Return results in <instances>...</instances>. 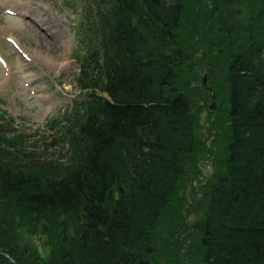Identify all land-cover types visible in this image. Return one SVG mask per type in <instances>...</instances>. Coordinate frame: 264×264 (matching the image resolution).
<instances>
[{
    "label": "trees",
    "instance_id": "trees-1",
    "mask_svg": "<svg viewBox=\"0 0 264 264\" xmlns=\"http://www.w3.org/2000/svg\"><path fill=\"white\" fill-rule=\"evenodd\" d=\"M208 1L226 101L211 120L222 146L192 188L199 259L264 264V0ZM72 2L75 81L86 96L52 118L57 132L40 145L62 141V159H41L38 144L0 122V264H153L162 216L188 166L201 171L180 39L188 2L205 0Z\"/></svg>",
    "mask_w": 264,
    "mask_h": 264
},
{
    "label": "rangeland",
    "instance_id": "rangeland-1",
    "mask_svg": "<svg viewBox=\"0 0 264 264\" xmlns=\"http://www.w3.org/2000/svg\"><path fill=\"white\" fill-rule=\"evenodd\" d=\"M0 3V122L7 121V136H20L38 144L36 152L41 159H62L66 147L62 141L49 146L47 151H41L40 145L43 139L57 132L50 126L52 118L70 107L72 99L86 96L75 81L77 60L73 26L79 17V8L72 0H0ZM192 6L193 3L188 2L180 42L191 54L184 71L185 76L190 77L192 107L199 123L198 137L203 149L198 151L199 159L194 164L201 167V171L194 170L193 164L188 166L182 185L180 183L162 216L153 264H201L196 231L201 209L192 188L212 170L213 148L218 146V151L222 146L216 139L218 133L211 127V120L221 112L226 101L223 60L212 48L211 24L207 21L210 18L207 14L209 1L205 0L202 6L197 4L194 9ZM198 19L205 23L203 29L199 28ZM22 46L47 54L50 59L66 60L67 64L58 70L35 56L27 57ZM203 51L209 52L208 56H204ZM20 60L27 63L34 79L25 75ZM221 121L224 124V119ZM218 126L219 133L225 130L226 134L223 125ZM13 150L5 147L7 153H13ZM22 160L29 166L28 158ZM192 197H195L194 202ZM192 205L194 207L190 209ZM32 242L42 255L47 254L44 237L33 236Z\"/></svg>",
    "mask_w": 264,
    "mask_h": 264
},
{
    "label": "bare ground",
    "instance_id": "bare-ground-1",
    "mask_svg": "<svg viewBox=\"0 0 264 264\" xmlns=\"http://www.w3.org/2000/svg\"><path fill=\"white\" fill-rule=\"evenodd\" d=\"M1 4V3H0ZM2 5V4H1ZM10 8V7H9ZM23 48V46H22ZM25 50V53H26V56L29 57V56H35L37 59H39L40 61H43L45 63H50L51 66H53V68H56V69H60V68H64L66 66V60H54V59H50L49 58V55L47 54H42V53H39V52H36V51H33L29 48H23ZM21 61V64L24 68V70H26L25 72V75L29 76L30 75V79H34L31 75V71L28 70L26 64L22 61Z\"/></svg>",
    "mask_w": 264,
    "mask_h": 264
},
{
    "label": "water",
    "instance_id": "water-1",
    "mask_svg": "<svg viewBox=\"0 0 264 264\" xmlns=\"http://www.w3.org/2000/svg\"><path fill=\"white\" fill-rule=\"evenodd\" d=\"M204 78H205V76L203 77V80H204ZM212 106H214V105H212Z\"/></svg>",
    "mask_w": 264,
    "mask_h": 264
}]
</instances>
